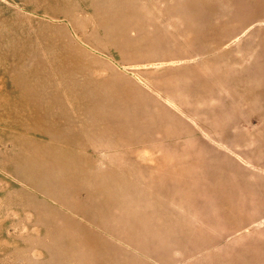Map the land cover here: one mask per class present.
Listing matches in <instances>:
<instances>
[{
	"label": "rangeland",
	"instance_id": "374dc122",
	"mask_svg": "<svg viewBox=\"0 0 264 264\" xmlns=\"http://www.w3.org/2000/svg\"><path fill=\"white\" fill-rule=\"evenodd\" d=\"M263 16L264 0H0V264H264ZM36 105L102 171L103 223L33 172L48 127L19 108ZM59 211L100 236H62Z\"/></svg>",
	"mask_w": 264,
	"mask_h": 264
},
{
	"label": "bare ground",
	"instance_id": "6f19581e",
	"mask_svg": "<svg viewBox=\"0 0 264 264\" xmlns=\"http://www.w3.org/2000/svg\"><path fill=\"white\" fill-rule=\"evenodd\" d=\"M23 15H24V12H23ZM42 19H44V17ZM57 19L58 18H56V20ZM26 22H28L27 18H26ZM37 43H38V41H37ZM38 45H40V44H38ZM92 69H94V68H92ZM54 77H55V74H54ZM260 89H262V88H260ZM252 91H254V90H252ZM63 94H64V92H63ZM243 94H244V92H243ZM245 95H246V93H245ZM260 95H261V93H260ZM40 102L41 101L39 100L38 103H40ZM19 107L20 106H18V108ZM19 109L22 111H25L27 114L26 117H29L33 121H35L36 125L40 124L44 127V129H46L48 127V130L44 131L41 135H35V134L31 135L32 139H35V140L40 141V142H44V144H46L45 149L42 150V155L45 158L43 159V158H41V156L33 155L31 157V163L33 165V167H32L33 172H37L38 174H42L48 178H52L53 184H51V185H54L55 188H59L58 193L54 192V199L56 200V202L60 203L61 206H64L65 208H68L75 213L83 214L85 216V218L88 220H91L92 223H96V221L98 223L99 222L103 223L105 221V219L108 220L109 217H108L107 213H110L109 203L112 199V196H111V194H108L107 192H105L104 188L102 186H100L95 180L96 177L98 179H102V176H103V173H101L102 171L96 170L98 172H94L92 169V166L90 164L86 165V164H83L82 162H81L82 166H84L85 168L83 170L81 167L77 168L78 164L80 163L79 160L80 159L83 160L84 154H82L81 151L79 152L77 150H72L71 148L70 149L67 148V145H69L70 143H68V141H66L62 138V132H61L62 130L61 129L58 131L51 129V124H50L51 120L48 119V115L49 116L52 115L53 112L50 109H48V114L45 110H40L38 105H36L33 108L21 107ZM92 121H93L92 124L95 125V121L93 119H92ZM48 158L51 160L52 167L53 166L58 167L57 168L58 172H57V175L55 177H54L55 174L52 176V174H51L52 171L48 168V165L46 164V160H48ZM84 170H89V172L86 173V172H84ZM34 174H36V173H34ZM50 183H51V181H50ZM81 191H84V194H83L84 196L79 195L81 193ZM70 193L75 195L76 198L73 199L74 198L73 195H72L73 197L70 198L69 197L71 195ZM95 194H101L102 199H100L99 201H93L92 197ZM103 203L106 205V207L107 206L108 207L106 208L107 212H106V215H104V219H103V217H101L102 218L101 219V218L96 217V215L98 213H96V212L94 213V207H98V209L100 208L99 210L101 212L103 210ZM85 205H86V207H84ZM56 212H57V210H56ZM56 215L61 216V218L63 220L61 222L62 224H60L61 226H63L61 229L62 230L61 231L62 236H64L65 232H67L68 237L71 240H76L74 237V234H76L80 230H81L80 231L81 233L83 232L86 234H92V235L100 236L99 233H97L94 230H91L89 226L87 227V226L80 224L79 222L77 223L75 220L68 218L66 215H65L66 217L62 216L60 211ZM129 221H130V219H129ZM97 226L101 227L103 230L105 228H108L106 225H102V224L101 225L99 224ZM96 249H98V248L96 246H94V250H96ZM98 263L103 264L102 261L98 262Z\"/></svg>",
	"mask_w": 264,
	"mask_h": 264
}]
</instances>
